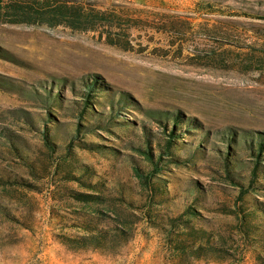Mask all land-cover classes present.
<instances>
[{"label": "rangeland", "instance_id": "374dc122", "mask_svg": "<svg viewBox=\"0 0 264 264\" xmlns=\"http://www.w3.org/2000/svg\"><path fill=\"white\" fill-rule=\"evenodd\" d=\"M59 1L78 12L81 26L9 21L3 11L12 4H38L0 0V264L263 262L264 162L250 179L240 140L227 174L212 144L223 146L229 130L235 141L264 133V19L248 14L264 13V0ZM93 77L83 112L70 86ZM41 84L56 98L43 100ZM112 101L120 113L107 112ZM154 110L179 111L190 123L183 120L188 130L141 180L134 165L152 167L138 148L144 132L152 147L164 135ZM87 177L104 186H85ZM74 190L103 199L81 200ZM110 214L132 230L117 253L60 241L61 233L84 232L79 219ZM191 227L207 229L233 254L193 257Z\"/></svg>", "mask_w": 264, "mask_h": 264}, {"label": "trees", "instance_id": "16d2710c", "mask_svg": "<svg viewBox=\"0 0 264 264\" xmlns=\"http://www.w3.org/2000/svg\"><path fill=\"white\" fill-rule=\"evenodd\" d=\"M38 4L37 7H34L30 3H26L25 5L19 4L15 6L12 4L10 7L4 9V14L8 15L9 21H29V22H46L48 24H57V23H66L71 26L77 27L79 25V21L81 20L80 15L78 12L73 9L68 11V7L65 5L64 2L57 0L51 6L49 1H39L35 0ZM93 17L94 15L102 13H90ZM252 17L264 19V13H248ZM87 18V17H86ZM105 18V17H100ZM91 26V25H86ZM82 88L75 89L71 84V89L75 90L74 92L78 93L82 96V99L79 103H82V111L84 112L88 106H90V98L92 97V91L94 90V86L97 82V78H89V79H82ZM5 84L4 81L0 80V86ZM51 85V84H49ZM41 87L44 90V93L40 96L45 101H50L54 98V89L51 86L41 84ZM43 94H45L43 96ZM117 105V104H116ZM116 107V106H115ZM114 102L112 101L110 104V110L107 111L114 115L115 113H120L119 111H114ZM81 111V110H80ZM106 112V113H107ZM154 113L160 115L159 113L163 114V118L159 117L162 123V131L164 135L162 138H155V142H157L156 147H152V142L154 138L148 134V132H144L143 135V144L138 145V148L142 150L144 153V157L152 164V167H142L140 164H135L134 169L136 174L140 177L141 180L149 179L150 175L154 174L159 170L160 160L164 158V155L170 154L172 152V146L175 142L176 138L181 136V133H184L188 129L182 128V122L185 119H182V115L179 111L169 112L167 110H154ZM187 123H190V120H185ZM185 123V122H184ZM182 128V129H181ZM181 130V131H180ZM181 132V133H180ZM230 132V133H228ZM226 131V133L221 134L220 138L222 140L223 146H218L213 143L214 150L218 152L222 163H224V167L229 174L230 165L229 162L235 161L237 158L235 156L230 155V148L235 144H239L240 140H242L243 145L248 149L251 157V165H250V179H253L257 176L258 169L260 164L264 162V133H256L250 134L249 137L245 135H241L239 141H235L237 139V133H232L231 130ZM44 139L46 143L50 144L48 139L47 132H44ZM201 141L196 143L193 147L197 149L200 147ZM98 146V145H96ZM155 148L157 149V153L155 154ZM189 148V147H188ZM88 167V166H86ZM89 168H84L86 172H88ZM82 169V174L85 173ZM90 176H94L95 172L89 169ZM72 174V173H71ZM73 178H83L81 175H68ZM70 177V178H71ZM233 180L235 179L233 176L230 175ZM81 180V179H80ZM85 186L93 189L98 190L100 186L103 187L101 181L98 179L93 180L92 177H87L82 181ZM242 189H240V192ZM78 199L91 201V200H100L103 199V194L100 192L95 191H71ZM243 192V191H242ZM122 196V195H121ZM124 200L125 198L122 197ZM127 202L132 203V201L127 200ZM188 206V205H187ZM184 209L186 212L195 213L194 210H190V207ZM190 213V214H191ZM109 214V213H108ZM121 218L118 215L110 214L109 217L99 215L96 219H79L76 226L82 228L84 230L83 233H73V234H59L60 241L69 249L71 250H79V249H92L98 251L100 253L106 254H114L117 253L121 246H123L124 242L127 241L132 236V230L126 226L125 224L121 223ZM247 231V230H246ZM189 236L191 237V242L188 245V248L185 246H181L176 244L177 249L185 250L188 249L189 253L195 257L200 258L203 254H207L206 256H221L222 258H230V255L233 254L228 248L218 244L216 241L212 239V237L208 234V230L201 227H191L189 228ZM182 240V239H180ZM204 252V253H203ZM259 259H262L263 262L260 260V264H264V256L259 255Z\"/></svg>", "mask_w": 264, "mask_h": 264}]
</instances>
